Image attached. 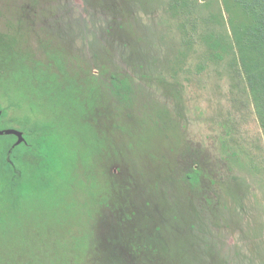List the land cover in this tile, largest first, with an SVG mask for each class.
<instances>
[{"label": "rangeland", "instance_id": "obj_1", "mask_svg": "<svg viewBox=\"0 0 264 264\" xmlns=\"http://www.w3.org/2000/svg\"><path fill=\"white\" fill-rule=\"evenodd\" d=\"M253 24L239 0H0V264H264Z\"/></svg>", "mask_w": 264, "mask_h": 264}, {"label": "trees", "instance_id": "obj_2", "mask_svg": "<svg viewBox=\"0 0 264 264\" xmlns=\"http://www.w3.org/2000/svg\"><path fill=\"white\" fill-rule=\"evenodd\" d=\"M254 16L252 30L243 43L245 59L250 61L246 66L256 111L264 128V68H258L259 60L264 59V0H239ZM247 35V34H246ZM254 57H252L250 54Z\"/></svg>", "mask_w": 264, "mask_h": 264}, {"label": "water", "instance_id": "obj_3", "mask_svg": "<svg viewBox=\"0 0 264 264\" xmlns=\"http://www.w3.org/2000/svg\"><path fill=\"white\" fill-rule=\"evenodd\" d=\"M0 115H1V110H0ZM5 133H15L17 135H20L19 131L15 130V129H7V130H0V134H5Z\"/></svg>", "mask_w": 264, "mask_h": 264}]
</instances>
